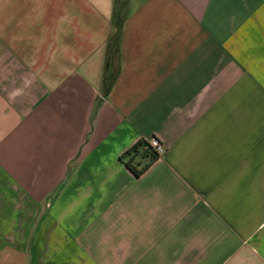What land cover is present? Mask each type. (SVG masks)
I'll use <instances>...</instances> for the list:
<instances>
[{
  "label": "crops",
  "instance_id": "0c3cea01",
  "mask_svg": "<svg viewBox=\"0 0 264 264\" xmlns=\"http://www.w3.org/2000/svg\"><path fill=\"white\" fill-rule=\"evenodd\" d=\"M115 2L0 0V264H264V0Z\"/></svg>",
  "mask_w": 264,
  "mask_h": 264
},
{
  "label": "trees",
  "instance_id": "16d2710c",
  "mask_svg": "<svg viewBox=\"0 0 264 264\" xmlns=\"http://www.w3.org/2000/svg\"><path fill=\"white\" fill-rule=\"evenodd\" d=\"M128 9L129 6L127 0H116L113 14V22L114 25H116V35L118 37H120L122 26L123 24H125L126 19L128 17ZM140 155L142 157H149V163H145L143 166L138 168L137 166L141 165L140 161L138 160V157ZM124 156L127 159L126 164L131 167V169L137 176L143 173V171L147 169L149 165L152 164L159 157V155L155 151H153V149L149 146L147 138H141L132 148H129L126 151Z\"/></svg>",
  "mask_w": 264,
  "mask_h": 264
},
{
  "label": "built area",
  "instance_id": "2783aa9c",
  "mask_svg": "<svg viewBox=\"0 0 264 264\" xmlns=\"http://www.w3.org/2000/svg\"><path fill=\"white\" fill-rule=\"evenodd\" d=\"M147 142L153 151H155L159 156L164 154L166 147L160 139L152 136L147 139Z\"/></svg>",
  "mask_w": 264,
  "mask_h": 264
}]
</instances>
